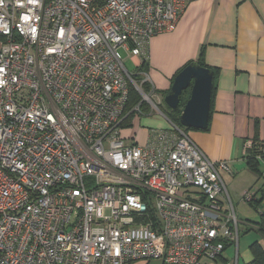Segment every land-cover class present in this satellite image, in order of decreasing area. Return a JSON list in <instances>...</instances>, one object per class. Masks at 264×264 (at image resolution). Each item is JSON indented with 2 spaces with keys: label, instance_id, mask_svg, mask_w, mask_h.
<instances>
[{
  "label": "built area",
  "instance_id": "2783aa9c",
  "mask_svg": "<svg viewBox=\"0 0 264 264\" xmlns=\"http://www.w3.org/2000/svg\"><path fill=\"white\" fill-rule=\"evenodd\" d=\"M196 1L0 0V264H238L230 163L170 121L129 133L165 115L121 51L148 60Z\"/></svg>",
  "mask_w": 264,
  "mask_h": 264
},
{
  "label": "crops",
  "instance_id": "0c3cea01",
  "mask_svg": "<svg viewBox=\"0 0 264 264\" xmlns=\"http://www.w3.org/2000/svg\"><path fill=\"white\" fill-rule=\"evenodd\" d=\"M202 51L205 67L215 72L209 123L205 130L185 132L209 159L230 163L231 173L223 179L238 203L240 192L264 189V162L258 179L245 160L247 142H264V0L189 3L173 31L150 40L146 71L157 93L166 94L174 78L201 59ZM141 62L132 60L134 68ZM141 119L129 133L144 143L153 128L143 129ZM257 220H245V225Z\"/></svg>",
  "mask_w": 264,
  "mask_h": 264
},
{
  "label": "water",
  "instance_id": "95a60500",
  "mask_svg": "<svg viewBox=\"0 0 264 264\" xmlns=\"http://www.w3.org/2000/svg\"><path fill=\"white\" fill-rule=\"evenodd\" d=\"M213 81V71L196 62L188 65L174 78L171 89L164 97V102L169 108L178 109L184 94L190 91L180 114L181 126L196 130H205L208 127Z\"/></svg>",
  "mask_w": 264,
  "mask_h": 264
},
{
  "label": "trees",
  "instance_id": "16d2710c",
  "mask_svg": "<svg viewBox=\"0 0 264 264\" xmlns=\"http://www.w3.org/2000/svg\"><path fill=\"white\" fill-rule=\"evenodd\" d=\"M202 56H203V51L201 52V59H199L198 63L202 67H205L203 61H202ZM147 60H143L141 66L139 68H135V73L137 75H134V78L136 81L141 82L143 80V77L141 76L140 73H147ZM212 70V69H211ZM213 71V70H212ZM213 74L215 72L213 71ZM143 90L146 93H149L151 91V85L149 83H144L143 84ZM214 91V87H213ZM213 94V92H212ZM166 95V94H164ZM190 95V91L186 92L184 94L183 100L181 105L179 106L178 109L173 110L169 108L166 103L164 102L163 98V103L160 107L161 111L165 115V117L173 124L179 126L180 128L184 129L181 124H180V114L185 106V103L187 102L188 98ZM165 97V96H164ZM213 99V95H212ZM213 101V100H212ZM141 102V96L136 92V90L131 86L130 87V95H129V100L127 103V111H130L134 106L139 104ZM142 109L144 112L149 113L150 112V107L146 104L142 105ZM132 117L130 116V120L128 124L132 121ZM187 131L188 129H184ZM252 146L251 147H245V160L247 162V165L249 167V170L257 175L258 179L261 178V171H260V166L264 162V156L263 154V147H264V142L260 141H251ZM263 156V157H260ZM252 191V190H250ZM264 202V189H258L255 191L254 194V199L248 203L250 206H252L256 212L259 213V217L257 221H252L250 224H247V231L255 230L262 240H264V211L260 210L262 204ZM250 251L252 254V259L250 262L246 264H264V246L260 244L259 241H256L250 245ZM226 262V261H224Z\"/></svg>",
  "mask_w": 264,
  "mask_h": 264
},
{
  "label": "rangeland",
  "instance_id": "374dc122",
  "mask_svg": "<svg viewBox=\"0 0 264 264\" xmlns=\"http://www.w3.org/2000/svg\"><path fill=\"white\" fill-rule=\"evenodd\" d=\"M122 55L124 57V63L125 66L127 68V70L130 73H134L135 72V68L132 64V60L130 59V57L123 51ZM159 95H161L164 98V94L159 92ZM141 126L143 129H149V128H155V129H161V128H169L170 127V123L167 120L166 117H164L163 115H161L160 113H158L157 111H153L151 110L149 113H147L145 116L142 117L141 119ZM230 190H228L232 195L235 194L231 187H229ZM248 191H243L242 193L240 192V194L238 195L240 197V199L238 200L237 203V199L234 197V201H235V206L236 204L239 206H236V213H237V218L238 221L241 222L239 224V228L241 231L240 234V244H239V254H238V264H246L248 262L251 261L252 259V254L250 251V245L256 241H259L260 244H262L264 246V240H262V238L260 237V235L255 231V230H249L247 231L246 228L247 226L245 225V220H253V219H257L258 218V214L256 212V210L250 206L248 203L245 202V194ZM253 193V192H252ZM263 210H264V205H263ZM235 255V250L234 248H228L226 250V252L224 253L223 257L226 259H231V257H233ZM223 263V262H221ZM231 264H234V262H230ZM131 264H142L139 262H134ZM149 264H162L159 261H151Z\"/></svg>",
  "mask_w": 264,
  "mask_h": 264
}]
</instances>
